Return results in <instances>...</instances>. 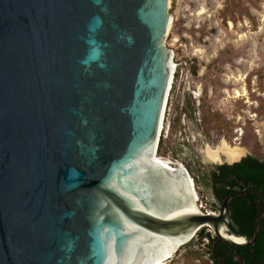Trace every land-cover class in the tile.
Here are the masks:
<instances>
[{
	"label": "water",
	"instance_id": "water-1",
	"mask_svg": "<svg viewBox=\"0 0 264 264\" xmlns=\"http://www.w3.org/2000/svg\"><path fill=\"white\" fill-rule=\"evenodd\" d=\"M168 9L0 0V264H166L203 227L242 264L233 247L254 239L231 227L227 203L246 191L196 212L186 169L156 157Z\"/></svg>",
	"mask_w": 264,
	"mask_h": 264
},
{
	"label": "rangeland",
	"instance_id": "rangeland-1",
	"mask_svg": "<svg viewBox=\"0 0 264 264\" xmlns=\"http://www.w3.org/2000/svg\"><path fill=\"white\" fill-rule=\"evenodd\" d=\"M167 12L171 24L163 45L175 77L159 157L190 168L192 179L226 163L222 155L211 158L223 140L242 147V157L263 159L264 0H169ZM194 187L197 209L217 213L210 192L200 183ZM205 244L195 236L166 264H210Z\"/></svg>",
	"mask_w": 264,
	"mask_h": 264
},
{
	"label": "trees",
	"instance_id": "trees-1",
	"mask_svg": "<svg viewBox=\"0 0 264 264\" xmlns=\"http://www.w3.org/2000/svg\"><path fill=\"white\" fill-rule=\"evenodd\" d=\"M192 67L195 72V66ZM174 77L175 73L173 79ZM160 147L159 140L157 156ZM187 170L192 174L190 168ZM193 177V179L190 177L193 183L195 185L200 183L207 189L219 206L227 196L246 191L245 194L228 201V220L237 234L244 236L248 241L254 240L250 245L233 248L242 264H264V158L258 159L247 155L230 165L225 163L214 165ZM207 229L201 228L196 234V240L201 243L206 240L205 247L212 264H239L228 246L219 243L214 247L215 238Z\"/></svg>",
	"mask_w": 264,
	"mask_h": 264
},
{
	"label": "bare ground",
	"instance_id": "bare-ground-1",
	"mask_svg": "<svg viewBox=\"0 0 264 264\" xmlns=\"http://www.w3.org/2000/svg\"><path fill=\"white\" fill-rule=\"evenodd\" d=\"M169 25H170V18H169V22H168V28H169ZM168 28H167V30H168ZM173 70H174V65L171 63V57H170L168 73H169V78H170V76H171V78H170L169 88H170V86H171ZM167 93H169V89H168V92H167ZM167 97H168V96H166V99H165V102H164V108H165V106H166ZM164 108H163V111H164ZM162 116H163V114H162ZM161 124H162V119H161V121H160L159 134H160ZM263 133H264V127H263ZM216 150H217V151H213V152H211V153H212V154H211V156H212L211 158H214L215 160H218V161H219V160H221V155H223V156H224V159H225L228 163H232V162H235V161L239 160V159L242 157V155H244V153H245V150H244L242 147L237 146V145H234V146L229 145V144H228L226 141H224V140L219 144L218 149H216ZM156 157H159V156L156 155ZM162 158H163V157H162ZM166 159H168V158H166ZM173 162H174V161H173ZM174 163L179 167V170H180V169H184L179 163H177V162H174ZM187 176H188V180H189V185H190V187L185 186V185H184V187H185V189H186V191H187V193H188V196H190L189 199H190V202H191V204H192L193 209L197 212L198 209H197V207H196V205H197V204H196V201H197V194H196V190H195L196 187H194L195 185H194V183L190 180L188 174H187ZM224 237L227 238V239H229V240H232V241H234V242H241L240 239H236V238H234L233 236H230V237H226V236H224ZM181 246H182V244L176 249V251H177ZM176 251H175V252H176ZM158 264H161V263H158Z\"/></svg>",
	"mask_w": 264,
	"mask_h": 264
},
{
	"label": "clouds",
	"instance_id": "clouds-1",
	"mask_svg": "<svg viewBox=\"0 0 264 264\" xmlns=\"http://www.w3.org/2000/svg\"><path fill=\"white\" fill-rule=\"evenodd\" d=\"M101 23H102V21L100 20L99 17H94L93 20L89 24V30L95 31V29L97 27H99ZM88 43L92 44V43H94V41L89 40ZM96 57H97V54L95 53V51H93L90 53V55L88 57L85 58V60L82 61V63L89 65L90 61L93 59H96ZM101 66H103V65H101Z\"/></svg>",
	"mask_w": 264,
	"mask_h": 264
},
{
	"label": "flooded vegetation",
	"instance_id": "flooded-vegetation-1",
	"mask_svg": "<svg viewBox=\"0 0 264 264\" xmlns=\"http://www.w3.org/2000/svg\"><path fill=\"white\" fill-rule=\"evenodd\" d=\"M223 156V155H222ZM224 157V156H223ZM243 157H245V156H243ZM243 157H241V158H243ZM225 162H227L226 160H225ZM228 163V162H227ZM223 164V163H222ZM226 164V163H225ZM218 165H220V164H218ZM189 178H190V176H189ZM190 180L192 181V179L190 178ZM211 194V193H210ZM212 196V195H211ZM213 198V197H212ZM214 199V198H213ZM220 207V206H219ZM209 261H210V264H212V261L209 259Z\"/></svg>",
	"mask_w": 264,
	"mask_h": 264
},
{
	"label": "built area",
	"instance_id": "built-area-1",
	"mask_svg": "<svg viewBox=\"0 0 264 264\" xmlns=\"http://www.w3.org/2000/svg\"><path fill=\"white\" fill-rule=\"evenodd\" d=\"M162 129V128H161Z\"/></svg>",
	"mask_w": 264,
	"mask_h": 264
}]
</instances>
